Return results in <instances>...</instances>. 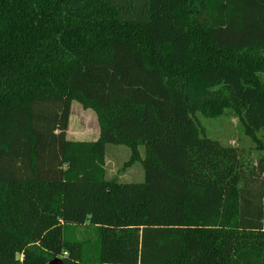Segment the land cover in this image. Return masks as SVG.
<instances>
[{
  "label": "trees",
  "instance_id": "1",
  "mask_svg": "<svg viewBox=\"0 0 264 264\" xmlns=\"http://www.w3.org/2000/svg\"><path fill=\"white\" fill-rule=\"evenodd\" d=\"M226 110L257 162L203 134ZM263 130L264 0H0V264H264ZM107 145L143 182L106 178Z\"/></svg>",
  "mask_w": 264,
  "mask_h": 264
},
{
  "label": "rangeland",
  "instance_id": "2",
  "mask_svg": "<svg viewBox=\"0 0 264 264\" xmlns=\"http://www.w3.org/2000/svg\"><path fill=\"white\" fill-rule=\"evenodd\" d=\"M203 134L222 145L237 148L245 161L257 162L261 156L257 145L252 138L244 132L239 118L231 110H226L217 118L197 115ZM100 132V126L96 113L86 109L78 101H73L67 138L79 142L95 141ZM257 138L264 144V130L257 133ZM140 159L144 158V149H138ZM132 151L125 146L107 145L105 155V171L108 180H117L121 183H141L144 180V172L141 161L131 163ZM96 231L88 226L69 228L66 236L74 237L81 241L92 242ZM21 258V257H20Z\"/></svg>",
  "mask_w": 264,
  "mask_h": 264
},
{
  "label": "water",
  "instance_id": "3",
  "mask_svg": "<svg viewBox=\"0 0 264 264\" xmlns=\"http://www.w3.org/2000/svg\"><path fill=\"white\" fill-rule=\"evenodd\" d=\"M50 264H63V261L59 258H56Z\"/></svg>",
  "mask_w": 264,
  "mask_h": 264
}]
</instances>
